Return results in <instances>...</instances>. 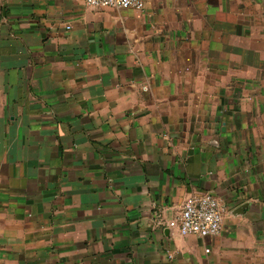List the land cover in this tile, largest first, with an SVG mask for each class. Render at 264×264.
I'll use <instances>...</instances> for the list:
<instances>
[{
	"label": "crops",
	"instance_id": "crops-1",
	"mask_svg": "<svg viewBox=\"0 0 264 264\" xmlns=\"http://www.w3.org/2000/svg\"><path fill=\"white\" fill-rule=\"evenodd\" d=\"M0 264H264V0H0Z\"/></svg>",
	"mask_w": 264,
	"mask_h": 264
},
{
	"label": "built area",
	"instance_id": "built-area-1",
	"mask_svg": "<svg viewBox=\"0 0 264 264\" xmlns=\"http://www.w3.org/2000/svg\"><path fill=\"white\" fill-rule=\"evenodd\" d=\"M86 3L95 7L139 11L146 8V0H86ZM224 214L225 206L218 196L208 191L197 192L184 199L179 217L169 221L168 225L177 226L183 236L215 237L222 231Z\"/></svg>",
	"mask_w": 264,
	"mask_h": 264
},
{
	"label": "rangeland",
	"instance_id": "rangeland-1",
	"mask_svg": "<svg viewBox=\"0 0 264 264\" xmlns=\"http://www.w3.org/2000/svg\"><path fill=\"white\" fill-rule=\"evenodd\" d=\"M260 10V9H259ZM262 10V9H261ZM259 30H260V27H259Z\"/></svg>",
	"mask_w": 264,
	"mask_h": 264
}]
</instances>
